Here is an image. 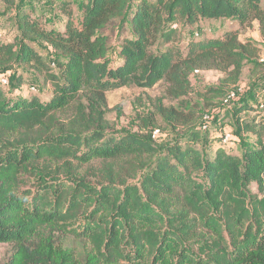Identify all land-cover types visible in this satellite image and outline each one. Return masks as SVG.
<instances>
[{
	"label": "trees",
	"instance_id": "obj_1",
	"mask_svg": "<svg viewBox=\"0 0 264 264\" xmlns=\"http://www.w3.org/2000/svg\"><path fill=\"white\" fill-rule=\"evenodd\" d=\"M83 1L78 27L73 0L62 1L68 18L62 34L21 18L25 35L65 58L59 74L25 42L18 49L0 42V67L30 64L53 89L45 100L0 96V142L8 141L0 147V243L15 245L4 264H264V120L254 124L242 116L254 109L250 98L261 96L264 77L232 111L238 129L254 137L240 155L221 147L204 154L193 145L202 136L195 115L173 107L160 108L162 116L190 127L166 145L151 133L111 135L105 117L107 93L116 88H152L166 80L181 96L195 70H217L224 82L237 83L247 61L257 66L258 44L228 30L191 43L182 57L168 46L178 31L168 24L228 17L256 22L264 40V0ZM127 24L130 38L123 36ZM117 28L122 61L113 67L107 52ZM157 45L163 50L155 52ZM65 114L67 121L60 119ZM117 159L136 164V183L117 178L110 166L94 170L97 182L68 179L92 161ZM29 179L33 190L25 192ZM66 231L87 240L89 249L65 246L58 234Z\"/></svg>",
	"mask_w": 264,
	"mask_h": 264
},
{
	"label": "rangeland",
	"instance_id": "obj_2",
	"mask_svg": "<svg viewBox=\"0 0 264 264\" xmlns=\"http://www.w3.org/2000/svg\"><path fill=\"white\" fill-rule=\"evenodd\" d=\"M63 0H0V42L15 44L16 49L21 41L33 48L38 56L50 68L52 73L59 74V63L64 61L62 54L58 53L50 44L32 35L23 32L22 17L27 16L40 28L55 30L61 34L66 31L68 18L62 11ZM82 0H73L72 22L80 26V5ZM138 0H131L136 5ZM85 2V0L83 1ZM168 26L177 27V37L168 46H172L176 54L185 56L191 43L222 38L228 30L237 31L241 41L251 40L258 44L259 55L255 59L257 66H253L254 60H249L243 68L237 83L224 82L225 75L217 70L193 71L189 77V84L185 95L177 96L171 89V85L162 80L152 88L138 86H124L107 93L108 109L105 117L110 121L109 134L144 136L155 129L160 130V135L155 139L157 144L173 143L185 136L190 126L167 121L161 114L160 108H176L190 115H195V127L202 132L201 139L194 146L204 154L212 155L217 148H223L227 152L238 154L242 145L253 142L254 137L250 133H244L238 129L233 116V108L244 97L251 95V85L259 78L264 77V40H262L258 24L241 25L238 21L228 17L203 19L200 18L194 24L186 21L175 20ZM118 28L110 37L107 59L111 66L120 64L122 57L119 53L121 41L118 39ZM127 38L132 36L130 25L127 24ZM165 48V47H164ZM155 52L163 50L158 45L153 48ZM263 60V61H262ZM254 70V71H253ZM264 87V86H263ZM52 87L46 83L43 76L30 64L15 61L11 65L0 67V96L5 100L18 98L38 97L40 100L52 96ZM264 95L254 97L251 95L250 102L254 106L252 111L242 114L243 118L254 124L264 120ZM71 112V111H70ZM60 118L67 121L66 114ZM151 117L152 123L144 124V120ZM12 140V137H9ZM7 139L0 142V147L6 146ZM112 167L117 178L124 179L127 183H136V164H130L126 159L95 160L90 165L78 168V176H69V180L85 177L97 182L98 177L92 173L102 170L103 167ZM96 170V171H94ZM141 172L138 173V176ZM65 177L64 174H62ZM201 179V175L197 174ZM66 178V177H65ZM67 180V179H66ZM33 180H26L22 189L27 192L31 189ZM253 192H257V185H251ZM33 190V189H31ZM77 220L73 217L69 224L76 226ZM59 240L65 246L74 248L78 253L87 251L90 247L87 240L76 237L70 231L59 233ZM15 245L0 243V264H4L13 255Z\"/></svg>",
	"mask_w": 264,
	"mask_h": 264
},
{
	"label": "built area",
	"instance_id": "obj_3",
	"mask_svg": "<svg viewBox=\"0 0 264 264\" xmlns=\"http://www.w3.org/2000/svg\"><path fill=\"white\" fill-rule=\"evenodd\" d=\"M263 95H264V87L261 89V96H263ZM260 99L264 101V99H262V98H260ZM159 135H160V130L159 129H155V130L152 131V137L154 139H156Z\"/></svg>",
	"mask_w": 264,
	"mask_h": 264
},
{
	"label": "crops",
	"instance_id": "obj_4",
	"mask_svg": "<svg viewBox=\"0 0 264 264\" xmlns=\"http://www.w3.org/2000/svg\"><path fill=\"white\" fill-rule=\"evenodd\" d=\"M238 155H240V153H238Z\"/></svg>",
	"mask_w": 264,
	"mask_h": 264
}]
</instances>
